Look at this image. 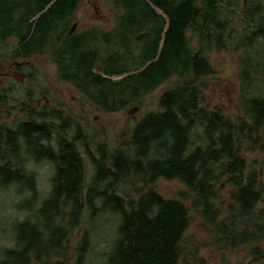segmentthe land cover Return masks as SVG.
Returning <instances> with one entry per match:
<instances>
[{"label":"trees","instance_id":"16d2710c","mask_svg":"<svg viewBox=\"0 0 264 264\" xmlns=\"http://www.w3.org/2000/svg\"><path fill=\"white\" fill-rule=\"evenodd\" d=\"M82 1L0 0V41L16 36L18 56L46 54L60 80L105 112L142 108L166 86L119 144L100 142L95 154L75 117L56 106L23 104V117L0 122V188L14 187L25 212L11 223L0 264H88L92 227L74 246L71 238L83 217L92 226L104 214L116 226L95 264H203L186 235L189 208L214 249L247 246L251 263L264 264V0H109L111 28L70 32ZM213 49L237 52L240 116L204 102ZM254 151L263 156L249 158ZM30 161L51 164L42 196ZM160 178L186 190L164 196L153 187ZM217 185L229 186L228 202Z\"/></svg>","mask_w":264,"mask_h":264},{"label":"rangeland","instance_id":"374dc122","mask_svg":"<svg viewBox=\"0 0 264 264\" xmlns=\"http://www.w3.org/2000/svg\"><path fill=\"white\" fill-rule=\"evenodd\" d=\"M113 16L114 10L109 0H83L74 11L68 27H71L73 22H77L74 23L75 30H81V26L86 24L90 27L95 26L97 30L101 28L109 29L113 25ZM14 39L0 41V71L8 72L4 78L0 77V93L5 95L4 101L0 103V122H11L14 119L23 117L21 111L23 104L33 108L56 106L62 109L65 115L75 117V121L82 128L87 138V147L92 154H95V146L100 142L107 143L110 146L119 144L120 140L126 137L122 135L124 130L134 124L145 108L152 109L156 107V98L166 86V84H163L148 94L142 108L135 105L116 112H105L70 83L60 80L56 65L46 54H33L28 57L18 56L16 54V39ZM209 58L216 73L206 78L208 87L204 91L205 104L210 107L218 105L231 117L240 116L241 109L237 102L240 85L237 77V52L213 49L209 52ZM12 64L23 66L28 73V77L18 82L16 80L18 76L14 73V76L12 75L14 70ZM133 107L135 109L130 112ZM81 152L86 166V179L88 180L91 175V163L83 149H81ZM248 155L249 158L254 159L260 158L263 153L254 151ZM28 163L29 167L35 171L37 187L40 196H42L50 185L51 164L45 161L41 163L30 161ZM153 187L164 196L172 198H178V192L186 190L184 184L175 179L160 178L153 184ZM216 189L220 194V198L224 202H228L227 190L229 186L226 185L222 189L217 185ZM14 190V187L0 188V250L12 241L11 223L22 218L25 214L24 211L16 208V203L20 198ZM187 194L188 197H191L190 193L187 192ZM184 202L187 206L191 204L188 199ZM258 207L264 211V200L258 204ZM189 214L190 226L186 235L189 239H194L196 248L199 251L198 254L205 260V264H222V256L231 263L243 259L250 264H256L251 263L250 257L247 255V246L225 250L222 253L214 249L208 243L207 223L194 208H189ZM112 216L104 214L92 226L83 217L80 227L74 230L71 246H74L79 234L84 229L92 227L90 228L91 248L87 257L88 264L97 263L101 258V253L106 250L116 226V216ZM178 264H181V262Z\"/></svg>","mask_w":264,"mask_h":264},{"label":"flooded vegetation","instance_id":"af4514ba","mask_svg":"<svg viewBox=\"0 0 264 264\" xmlns=\"http://www.w3.org/2000/svg\"><path fill=\"white\" fill-rule=\"evenodd\" d=\"M94 8H96V6H94ZM75 22H73V26H72V30L76 27L75 26V24L77 23H75ZM88 27H90L89 25H82L81 26V29L82 30H84V29H86V28H88ZM5 38H7V39H14V38H17L16 36H6ZM6 39V40H7ZM15 40V39H14ZM20 57H23V56H20ZM12 66L14 67V70H13V72H12V75H13V73L14 74H16L17 76H18V78L21 76L20 74H23V76L21 77V80L19 81V80H17L18 82H21V81H23V80H25L27 77H28V73L26 72V70L23 68V66H21L20 64H12ZM8 74V72H4V71H0V77H2V78H4L6 75Z\"/></svg>","mask_w":264,"mask_h":264},{"label":"water","instance_id":"95a60500","mask_svg":"<svg viewBox=\"0 0 264 264\" xmlns=\"http://www.w3.org/2000/svg\"><path fill=\"white\" fill-rule=\"evenodd\" d=\"M70 32H72V29L70 30ZM20 75H21V76H20L19 78L17 77V80H19V81L21 80V77L23 76V74H20ZM13 76H14V74H13ZM134 109H135V108L133 107V109H131L130 112H132Z\"/></svg>","mask_w":264,"mask_h":264}]
</instances>
